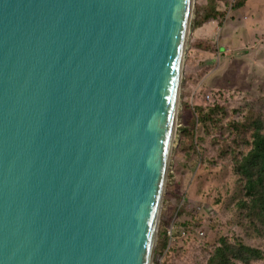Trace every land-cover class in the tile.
Here are the masks:
<instances>
[{"label": "water", "instance_id": "1", "mask_svg": "<svg viewBox=\"0 0 264 264\" xmlns=\"http://www.w3.org/2000/svg\"><path fill=\"white\" fill-rule=\"evenodd\" d=\"M192 0H0V264H151Z\"/></svg>", "mask_w": 264, "mask_h": 264}, {"label": "rangeland", "instance_id": "2", "mask_svg": "<svg viewBox=\"0 0 264 264\" xmlns=\"http://www.w3.org/2000/svg\"><path fill=\"white\" fill-rule=\"evenodd\" d=\"M244 1L192 0L190 27L197 34L187 42L183 67L189 79L218 64L210 82L221 90L195 84L191 94L192 88L181 83L151 264H206L221 236L230 242L238 237L264 253V223L251 225L239 207L243 182L234 169L247 149L250 127L264 120V93L257 92L256 77L234 75L238 63L230 42L244 35L243 21L237 22L249 16ZM246 23L251 37L254 31ZM247 264H264V258Z\"/></svg>", "mask_w": 264, "mask_h": 264}, {"label": "trees", "instance_id": "3", "mask_svg": "<svg viewBox=\"0 0 264 264\" xmlns=\"http://www.w3.org/2000/svg\"><path fill=\"white\" fill-rule=\"evenodd\" d=\"M250 131L245 140L247 149L236 158L234 169L241 175L244 190L238 205L246 211L250 224L255 225L264 223V120L257 119ZM186 233L188 230L182 235ZM234 240L230 242L226 236H221L206 264H247L264 258L261 249L244 244L238 237Z\"/></svg>", "mask_w": 264, "mask_h": 264}, {"label": "crops", "instance_id": "4", "mask_svg": "<svg viewBox=\"0 0 264 264\" xmlns=\"http://www.w3.org/2000/svg\"><path fill=\"white\" fill-rule=\"evenodd\" d=\"M243 5L248 9L249 16L246 17V15H243L242 18L237 22L240 23L241 20L243 21L241 29L244 32V35L238 38L235 42H230L236 48L235 61L238 63L234 75H241L244 77H248L251 75L255 76L257 81L260 83L257 92L260 91L264 93V0H245ZM247 21L251 23L252 30L254 31L251 37L248 35V30L244 27L245 25H247ZM254 25L259 27L260 30L255 31ZM195 28L191 29L190 27L189 38H191V41L195 39L194 33L197 34V31H194ZM225 54H229V57L231 55L229 52H227V49L225 51ZM238 58L242 59L243 61L240 63ZM215 59L219 60L221 59V56L219 55ZM216 66H218V64L214 66H209V69H207L208 72L203 75H190L189 79L187 77L186 70L183 67L181 83L183 81L185 84L187 83L188 86L192 88L191 94L193 93V88L195 84H200V86H206L208 91L221 90V88L216 85V82H210L211 77L217 70ZM205 79H208L209 82L206 83Z\"/></svg>", "mask_w": 264, "mask_h": 264}, {"label": "built area", "instance_id": "5", "mask_svg": "<svg viewBox=\"0 0 264 264\" xmlns=\"http://www.w3.org/2000/svg\"><path fill=\"white\" fill-rule=\"evenodd\" d=\"M206 98H209V95H206Z\"/></svg>", "mask_w": 264, "mask_h": 264}]
</instances>
